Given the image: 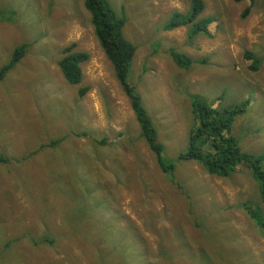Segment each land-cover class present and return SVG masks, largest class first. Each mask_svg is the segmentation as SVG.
I'll list each match as a JSON object with an SVG mask.
<instances>
[{
  "label": "rangeland",
  "instance_id": "1",
  "mask_svg": "<svg viewBox=\"0 0 264 264\" xmlns=\"http://www.w3.org/2000/svg\"><path fill=\"white\" fill-rule=\"evenodd\" d=\"M202 1L210 36L190 38L188 27L164 30L188 0H107L136 48L127 83L171 179L140 136L83 0H0V69L26 47L0 79V264H264V234L242 208L264 218L251 171L219 178L177 160L196 126L193 98L246 105L231 135L264 163V0ZM71 44L88 54L74 86L57 66Z\"/></svg>",
  "mask_w": 264,
  "mask_h": 264
},
{
  "label": "trees",
  "instance_id": "2",
  "mask_svg": "<svg viewBox=\"0 0 264 264\" xmlns=\"http://www.w3.org/2000/svg\"><path fill=\"white\" fill-rule=\"evenodd\" d=\"M188 2L189 9L186 14L174 12L164 25V30L188 27L190 38L198 34L210 36L208 25L211 23V19L201 18L205 7L203 1L188 0ZM83 6L90 15L93 34L105 57L111 63L124 95L129 99L131 110L139 125L140 136L154 156L160 171L172 179L174 166L167 164L163 159V147L157 140V133L151 119L143 107L139 95L127 83L130 64L136 48L123 37L124 16L118 17L107 0H83ZM75 46V44H71L65 47L62 50L63 57L57 63L65 81L73 86L81 82V64L88 60L87 53L73 51ZM25 49L24 45L14 49L10 61L0 69V79L21 60ZM244 56L247 61H252L250 69H256L258 62L254 61L251 54L247 52ZM171 57L178 67H187V63L182 62L178 54L171 52ZM87 90V88H81L79 94L82 96ZM190 106L196 126L189 132L186 151L180 154L177 160L198 163L207 174L219 178L228 177L238 166L243 165L251 171L253 177L258 181L260 198L264 203L263 157L241 152L236 139L231 135L233 118L242 114L246 105L227 106L217 110L210 104L195 101L192 98L190 99ZM99 144L100 146L105 145ZM50 145L54 146L55 143H50ZM6 162V158L0 155V164ZM242 208L264 234V218L246 205H242Z\"/></svg>",
  "mask_w": 264,
  "mask_h": 264
},
{
  "label": "crops",
  "instance_id": "3",
  "mask_svg": "<svg viewBox=\"0 0 264 264\" xmlns=\"http://www.w3.org/2000/svg\"><path fill=\"white\" fill-rule=\"evenodd\" d=\"M192 114V113H191ZM195 122V121H194ZM196 123V122H195ZM188 139V138H187ZM188 141V140H187Z\"/></svg>",
  "mask_w": 264,
  "mask_h": 264
}]
</instances>
